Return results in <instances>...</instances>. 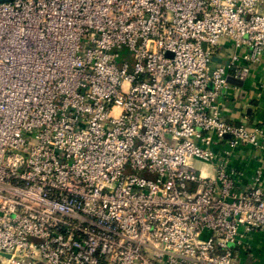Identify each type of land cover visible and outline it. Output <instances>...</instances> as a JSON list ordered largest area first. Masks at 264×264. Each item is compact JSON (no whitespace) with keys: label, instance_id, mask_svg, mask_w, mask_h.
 I'll return each mask as SVG.
<instances>
[{"label":"built area","instance_id":"2783aa9c","mask_svg":"<svg viewBox=\"0 0 264 264\" xmlns=\"http://www.w3.org/2000/svg\"><path fill=\"white\" fill-rule=\"evenodd\" d=\"M263 55L264 0L1 1L0 264H239L264 122L221 98Z\"/></svg>","mask_w":264,"mask_h":264},{"label":"crops","instance_id":"0c3cea01","mask_svg":"<svg viewBox=\"0 0 264 264\" xmlns=\"http://www.w3.org/2000/svg\"><path fill=\"white\" fill-rule=\"evenodd\" d=\"M232 52L230 42L218 46L213 63H224ZM248 76L242 83H230L227 95L221 98L222 116L229 122L244 121L253 125L264 122V55L259 63L248 66ZM201 165V164H200ZM231 168L238 172V190L249 186L256 170H260L264 190V154L252 146H238L233 150ZM206 173L212 174V165H205ZM239 264H264V229L250 232L243 242L235 246Z\"/></svg>","mask_w":264,"mask_h":264},{"label":"water","instance_id":"95a60500","mask_svg":"<svg viewBox=\"0 0 264 264\" xmlns=\"http://www.w3.org/2000/svg\"><path fill=\"white\" fill-rule=\"evenodd\" d=\"M1 1H7V0H0V2ZM227 80L230 82V83H234V84H241L242 82H241V80H239V79H236V78H233V77H231V76H228V78H227Z\"/></svg>","mask_w":264,"mask_h":264}]
</instances>
